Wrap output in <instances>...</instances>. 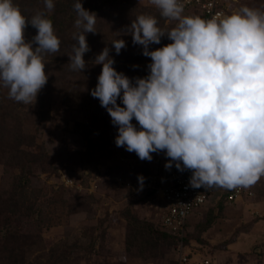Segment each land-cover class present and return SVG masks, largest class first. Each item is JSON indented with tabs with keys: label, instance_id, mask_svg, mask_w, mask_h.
<instances>
[{
	"label": "rangeland",
	"instance_id": "obj_1",
	"mask_svg": "<svg viewBox=\"0 0 264 264\" xmlns=\"http://www.w3.org/2000/svg\"><path fill=\"white\" fill-rule=\"evenodd\" d=\"M238 3L237 8H257L264 0ZM140 14L157 17L165 29L176 23L160 17L151 0H126L116 9L102 8L96 22L98 32L91 34L107 46L117 38L126 41L119 55L114 48L110 55L114 67L128 77L133 73L143 77L142 71L151 63L150 57L142 54V46L134 45L130 34H123ZM159 46L153 44L150 49ZM95 56L85 59L88 66L72 76L59 72L60 65L45 69L50 78L32 105L9 99L8 89L3 88L0 264H13L15 258L20 264H179L175 243L157 242L147 225H131L125 216L132 212L142 222L159 228L161 201L154 188L136 192L117 178L139 183L138 177L143 175L146 185L155 175H163L168 157L159 152L152 154L151 161L141 160L136 153L116 146L118 127L91 95L103 67L94 63ZM133 123L137 124L135 119ZM21 136L29 151L27 166L33 171L28 186L20 184V163L11 158L18 156L13 153ZM70 179L73 185L65 183ZM249 189L255 193L253 197L238 202L211 200L191 216L185 235L188 241L184 240L190 256L210 264H264V177ZM21 190L26 203L17 201L22 205L17 206ZM208 218L214 220L203 230ZM14 247L16 255L9 253ZM26 247L31 249L24 250Z\"/></svg>",
	"mask_w": 264,
	"mask_h": 264
},
{
	"label": "clouds",
	"instance_id": "obj_2",
	"mask_svg": "<svg viewBox=\"0 0 264 264\" xmlns=\"http://www.w3.org/2000/svg\"><path fill=\"white\" fill-rule=\"evenodd\" d=\"M151 4L175 25L165 29L157 17L140 14L123 30L150 57L147 76L133 79L114 67L111 49L119 55L127 46L121 38L94 59L103 67L91 95L118 127L116 146L147 161L164 152L165 168L191 171L193 188L253 187L264 177V10L245 5L204 18L185 15L180 0ZM54 8V0H44V9L29 18L14 0H0V88L18 103H35L48 81L44 56L60 50L48 18ZM73 9L77 31L69 64L83 71L97 15L82 0ZM29 23L37 30L30 41ZM165 35L171 43L150 49ZM144 179L138 177L141 187Z\"/></svg>",
	"mask_w": 264,
	"mask_h": 264
},
{
	"label": "trees",
	"instance_id": "obj_3",
	"mask_svg": "<svg viewBox=\"0 0 264 264\" xmlns=\"http://www.w3.org/2000/svg\"><path fill=\"white\" fill-rule=\"evenodd\" d=\"M259 1H262V0H259ZM14 3L18 5L20 9L22 10V12H24L26 17H29V18L31 15L35 14L36 12L44 9V0H14ZM74 3H75V0H54L55 8L53 12L48 15V18L51 19L53 22L54 30L61 41V45H60V50L58 52L48 53V54H45L44 56V61L46 64L45 69L51 71L53 69H56L57 65H60V69L57 67V70L59 72L67 73L68 76H72L73 74H77V73H82L84 71V70L83 71L71 70L70 64L68 61L69 55L72 54V46L75 43L72 38L73 33L77 31V29L74 26L75 19H76V13L73 9ZM82 3L86 9L94 12L97 15V21H98L102 8H104L107 5L108 8L116 9L119 3L122 5H125L126 0H82ZM257 8L264 10V4ZM184 11L190 12L191 14L196 15V12L194 9L189 8V9H185ZM36 33H37V30L33 28L31 24L29 23L25 29L26 40L28 41L32 40V38L36 35ZM91 34L93 33L87 34V41H88L91 51L85 53V57H84L85 59H92L96 53L99 54L103 50V48L107 46L105 44H101L98 42L97 39H99V36L92 37ZM162 38H165V40H162ZM162 38H161V43L159 47H162L168 43H171L169 39L167 41L166 35ZM108 47H111V45L109 44ZM57 60H59L58 62L60 63L54 64L56 63ZM48 65H51V67H48ZM149 71L150 70L148 68H145L144 71H142V76L143 77L147 76L149 74ZM46 73L48 74V78H50V74L48 72ZM138 76H139V73H133L132 75H130V78L134 79L135 77H138ZM2 92H3V88H0V97L2 96ZM118 103H121L119 99H118ZM99 134H100L99 131H97V135ZM25 144H26V140L24 137L21 136V138L17 140V143H16L17 150L16 152L13 153L14 154L13 156L15 155H18V156H16L15 158L14 157H11V158L14 160V163H20V168L22 170L20 184L23 183L24 186H28L30 184V178H31V175L33 174V171L31 170L29 166H27V163H28L27 154L29 151H27L24 148ZM229 191L230 190L216 191L209 198L208 203H210L211 200L216 201V200H220L224 198L227 201V194L229 193ZM17 193H18V199H16L15 205L22 206L21 203L18 204L17 201L22 202L24 204L26 203V198L23 195L22 190ZM13 197L15 196L13 195ZM125 216L128 218L129 224L131 225H138V224L147 225L146 228L150 230L152 238L155 239L157 242H168L169 244H173V243L177 244V242L179 241L177 236L169 233L160 223L158 224L159 228H156L150 222H142V220H140L136 214H132V212L127 213ZM213 220H214L213 218H208L203 225V230L208 229V227H210V225L212 224ZM7 233L12 234V230H7ZM184 240L187 242L188 236L187 237L185 236ZM29 248L30 247H26L24 250L26 249L30 250L31 248L30 249ZM24 250H22V252H24ZM9 253L16 255L15 247L12 248L9 251ZM22 256H23L22 258H25L24 253ZM9 257H13V256H9ZM20 263H21L20 259H16V258L14 259L13 264H20ZM40 264H43V263L40 262Z\"/></svg>",
	"mask_w": 264,
	"mask_h": 264
},
{
	"label": "built area",
	"instance_id": "obj_4",
	"mask_svg": "<svg viewBox=\"0 0 264 264\" xmlns=\"http://www.w3.org/2000/svg\"><path fill=\"white\" fill-rule=\"evenodd\" d=\"M185 9H194L196 15L204 18L213 16H222L236 11L238 8L235 4H239L238 0H180ZM169 159V158H168ZM164 163L163 175H155L146 185L141 187L140 183L134 181H123L117 178L120 183L124 182L127 186L137 192L142 191L146 187H152L155 190L160 203V224L171 234L178 237L176 244V252L178 254L179 264H210L209 260H203L190 256L189 248L184 242L187 224L191 216L198 212L202 207L206 206L209 198L216 191H226L223 188H193L189 185L192 175L191 171L185 170L181 172L173 164L171 169H166ZM155 179L159 184L154 185ZM67 185H73V180H65ZM254 192L247 189H233L227 194V202H238L245 198L253 197ZM220 197V195H219Z\"/></svg>",
	"mask_w": 264,
	"mask_h": 264
}]
</instances>
